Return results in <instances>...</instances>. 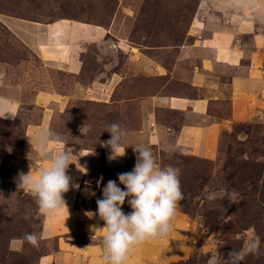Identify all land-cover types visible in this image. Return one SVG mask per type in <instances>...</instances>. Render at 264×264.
Wrapping results in <instances>:
<instances>
[{"label":"crops","instance_id":"1","mask_svg":"<svg viewBox=\"0 0 264 264\" xmlns=\"http://www.w3.org/2000/svg\"><path fill=\"white\" fill-rule=\"evenodd\" d=\"M196 16L188 35L192 41L178 47L170 61L139 56L126 45L125 69L113 70L112 77L100 84L98 89L108 92L112 82V106L124 105L127 112L124 156L109 162L105 142L97 148L66 146L63 139L47 144L50 153L70 154L73 164L67 174L79 188L64 194L67 209L42 215L40 240L47 252L37 264H107L104 221L87 213H96V201L102 198L108 180L133 169L138 146L151 149L159 164L161 153L213 160L223 133L264 114V0H202ZM65 22L30 25V37L19 39L45 66L78 76L86 44L98 42L101 32ZM0 78V118L14 120L26 102L17 93L21 85L7 86ZM80 90L85 98L91 88ZM73 96L55 89L33 94L30 107L39 109L40 115L26 126L23 144L35 157L13 160L17 167L14 182L21 172L37 174L46 167L34 139L50 131L54 111L65 112ZM122 210L131 211L127 200ZM171 225L167 237L135 246L127 264H174L190 259L198 245L189 235L192 224L176 209Z\"/></svg>","mask_w":264,"mask_h":264},{"label":"rangeland","instance_id":"2","mask_svg":"<svg viewBox=\"0 0 264 264\" xmlns=\"http://www.w3.org/2000/svg\"><path fill=\"white\" fill-rule=\"evenodd\" d=\"M198 1L0 0V76L7 86L21 85L17 93L26 101L16 119L0 118V264H37L47 252L42 240L34 247L25 239L27 233L40 236L43 216L35 198L17 190L13 181V160L35 157L23 144L26 126L40 115L30 107L33 94L55 89L74 95L65 112L54 111L50 132L66 146L99 147L110 139L108 125H128L124 105L112 106V82L108 92L99 90L113 70L125 69L126 45L139 56L170 61L178 47L192 41L188 35L196 24ZM58 21L101 32L98 42L86 44L78 76L45 66L19 39L29 36L30 25ZM82 88H91L85 98ZM158 161L180 170L183 199L177 210L192 224L189 235L198 244L192 257L178 264H220L250 241H259V253L242 264H264V114L223 133L213 160L161 153Z\"/></svg>","mask_w":264,"mask_h":264},{"label":"clouds","instance_id":"3","mask_svg":"<svg viewBox=\"0 0 264 264\" xmlns=\"http://www.w3.org/2000/svg\"><path fill=\"white\" fill-rule=\"evenodd\" d=\"M106 131L110 133V139L104 146L110 150L107 159L111 162L125 155L127 147L123 146V139L126 132L115 122L108 125ZM53 139L58 141L59 137H54L50 131L35 137L34 143L47 165L37 174L21 172L16 180L17 190H25L35 198L41 215L67 209L64 194L79 188L67 174L69 165L73 164L70 154L46 150ZM135 151L138 155L133 169L108 180L103 186L102 198L96 201V213H87L89 217L97 215L104 221L107 264H127L129 252L135 246L167 237L172 231L171 221L179 201L183 199L180 170L171 165L161 166L146 146H138ZM80 168L85 171L84 167ZM102 180L101 177L98 183ZM126 200L131 209L127 214L122 210ZM25 239L38 247L41 237L32 232L27 233ZM259 250V241H250L246 246L229 252L226 260L221 258L220 264H242L247 256L256 255Z\"/></svg>","mask_w":264,"mask_h":264},{"label":"trees","instance_id":"4","mask_svg":"<svg viewBox=\"0 0 264 264\" xmlns=\"http://www.w3.org/2000/svg\"><path fill=\"white\" fill-rule=\"evenodd\" d=\"M198 4H199V1H198ZM192 179H193V176H192ZM196 181V179L194 178L193 179V182ZM188 191L190 192V189H188ZM187 210H185V213H186ZM187 262V261H186ZM174 264H178V263H174Z\"/></svg>","mask_w":264,"mask_h":264}]
</instances>
